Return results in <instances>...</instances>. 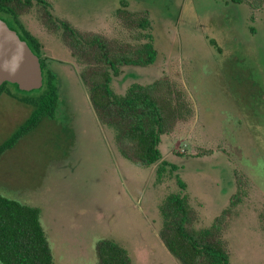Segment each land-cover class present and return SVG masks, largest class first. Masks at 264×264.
<instances>
[{
  "label": "rangeland",
  "instance_id": "obj_1",
  "mask_svg": "<svg viewBox=\"0 0 264 264\" xmlns=\"http://www.w3.org/2000/svg\"><path fill=\"white\" fill-rule=\"evenodd\" d=\"M46 1L55 17L83 32L130 42L134 34L116 10L123 1L129 11H147L156 60L123 67L111 88L122 95L133 83L168 77L187 92L194 110L161 136L162 159L176 170L158 175L156 166L124 159L93 112L81 67L42 26L33 1L18 20L56 77L57 107L12 138L32 111L12 94L36 97L39 90L8 86L0 93V194L40 209L54 264H97L101 239L125 248L132 264H180L159 237V205L178 192L188 195L198 228L229 209L223 234L229 264H264V5L252 11L231 0Z\"/></svg>",
  "mask_w": 264,
  "mask_h": 264
},
{
  "label": "trees",
  "instance_id": "obj_2",
  "mask_svg": "<svg viewBox=\"0 0 264 264\" xmlns=\"http://www.w3.org/2000/svg\"><path fill=\"white\" fill-rule=\"evenodd\" d=\"M40 6V23L52 34H56L79 65L80 79L87 90L90 105L99 123L113 133V142L119 154L130 163L141 166H156L161 175L170 167L159 149L161 136L172 133L180 122H186L193 114L187 92L180 89L168 77L149 84H131L124 94H116L111 88L114 77L123 67H147L157 57L152 36L149 13L129 11L126 2L115 12L122 27L132 35V42L107 38L96 32H83L68 21L53 15L46 0H0V19L8 25L18 21L33 7ZM233 4H246L252 11L260 10L264 0H231ZM9 26V25H8ZM10 27V26H9ZM12 29V27H10ZM14 30V29H12ZM28 34V33H27ZM22 39V38H21ZM24 40L40 58L43 84L36 97L17 98L32 111L12 138L37 124L42 118L51 117L57 107V80L46 68L40 56L37 41L28 36ZM215 50L221 52L215 40H209ZM11 86L4 83L0 93ZM26 93V92H21ZM6 145L2 146L6 149ZM180 190L186 185L178 177ZM237 201L236 194L232 202ZM234 205V204H231ZM162 227L160 240L167 251L180 264H229L228 243L223 237L229 209L216 217L209 227L198 228V213L190 205L186 193H170L159 205ZM264 222V216L261 217ZM97 264H132L125 248L111 239H101L95 245ZM0 264H54L51 249L40 223V209L0 194Z\"/></svg>",
  "mask_w": 264,
  "mask_h": 264
},
{
  "label": "water",
  "instance_id": "obj_3",
  "mask_svg": "<svg viewBox=\"0 0 264 264\" xmlns=\"http://www.w3.org/2000/svg\"><path fill=\"white\" fill-rule=\"evenodd\" d=\"M17 86L21 92L39 90L43 84L40 58L0 19V87Z\"/></svg>",
  "mask_w": 264,
  "mask_h": 264
},
{
  "label": "flooded vegetation",
  "instance_id": "obj_4",
  "mask_svg": "<svg viewBox=\"0 0 264 264\" xmlns=\"http://www.w3.org/2000/svg\"><path fill=\"white\" fill-rule=\"evenodd\" d=\"M8 25L12 27V29H14V31L18 34L20 38L28 40L29 34H27L28 32L26 31V29L24 28V26L21 24L19 20L15 22L12 21V24L8 23Z\"/></svg>",
  "mask_w": 264,
  "mask_h": 264
}]
</instances>
